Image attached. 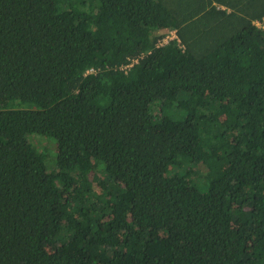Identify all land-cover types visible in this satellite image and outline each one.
I'll return each mask as SVG.
<instances>
[{
  "label": "trees",
  "instance_id": "obj_1",
  "mask_svg": "<svg viewBox=\"0 0 264 264\" xmlns=\"http://www.w3.org/2000/svg\"><path fill=\"white\" fill-rule=\"evenodd\" d=\"M262 26L264 0H0V264H264Z\"/></svg>",
  "mask_w": 264,
  "mask_h": 264
},
{
  "label": "rangeland",
  "instance_id": "obj_2",
  "mask_svg": "<svg viewBox=\"0 0 264 264\" xmlns=\"http://www.w3.org/2000/svg\"><path fill=\"white\" fill-rule=\"evenodd\" d=\"M172 36V34H170ZM28 142L37 153H44L46 156L56 160L57 147L53 139L38 135H30L27 137Z\"/></svg>",
  "mask_w": 264,
  "mask_h": 264
},
{
  "label": "built area",
  "instance_id": "obj_3",
  "mask_svg": "<svg viewBox=\"0 0 264 264\" xmlns=\"http://www.w3.org/2000/svg\"><path fill=\"white\" fill-rule=\"evenodd\" d=\"M256 26L260 27V24L258 22L255 23ZM264 30V27H261ZM170 34H172V36H170ZM175 35L174 32H170L167 36H165V38L162 40V42L160 44H164L166 43L168 40L174 39Z\"/></svg>",
  "mask_w": 264,
  "mask_h": 264
}]
</instances>
